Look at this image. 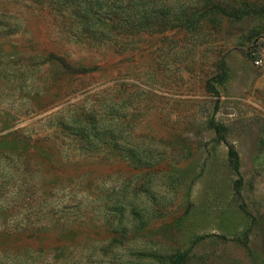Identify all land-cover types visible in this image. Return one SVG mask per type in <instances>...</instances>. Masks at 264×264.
I'll list each match as a JSON object with an SVG mask.
<instances>
[{
	"label": "rangeland",
	"instance_id": "1",
	"mask_svg": "<svg viewBox=\"0 0 264 264\" xmlns=\"http://www.w3.org/2000/svg\"><path fill=\"white\" fill-rule=\"evenodd\" d=\"M206 1L0 0V264L263 263L264 14Z\"/></svg>",
	"mask_w": 264,
	"mask_h": 264
},
{
	"label": "trees",
	"instance_id": "2",
	"mask_svg": "<svg viewBox=\"0 0 264 264\" xmlns=\"http://www.w3.org/2000/svg\"><path fill=\"white\" fill-rule=\"evenodd\" d=\"M206 6H210L209 10H207L205 13H197L196 10H194L193 13H189V14H183L182 16H179L177 20H175V22L178 23V26L180 27H186V28H195L200 20L202 18H206V22L208 25H210L213 29L216 28L217 25L220 24V21L222 18H229L231 20L234 21H238L241 20L245 15L247 14H256V15H263L264 14V10H262L263 8L260 7L259 5L255 4V3H249V2H233L231 0H216V1H209L208 0L205 2ZM128 24L126 22H123L122 26H119V28L121 27L122 29H125L127 26H129L131 30H133L132 28H136V29H140V28H151V29H155L152 28L153 24H152V20L149 21L141 18V19H133L131 14H128ZM126 27L124 28L123 26ZM120 28V29H121ZM46 61H56L58 62L61 67L63 68V70L65 71L66 75H70L72 73H79L80 70L73 68V66L69 63V61L63 56V55H47L45 57ZM225 65L223 62H219L218 64V69H219V73L216 74L215 78L217 80L218 83H223L225 80ZM64 75V76H66ZM207 87L208 89L211 90V92H213L214 94H217V91L215 90L214 86L211 85V82H207ZM208 127L214 131L215 133V139L218 142H224L225 139L222 135V132L224 131V127L216 124L215 121L213 119H210L208 121ZM228 159H229V163L231 165L232 171L234 172V174L236 175L237 179L234 181L233 183V190L235 192V194H239V190H240V186H241V179H240V172H239V167H240V162H239V157H238V153L236 152V150L232 147V146H228ZM248 235H249V230L244 231L243 236L241 238L238 239L239 243L241 244V246L243 248H245L249 254H252V250L249 247V243H248ZM203 238H198V240H202ZM190 256H189V252H185V253H180L178 255H176L172 261L171 264H186L187 260H189ZM264 259V258H263ZM264 264V260L263 263Z\"/></svg>",
	"mask_w": 264,
	"mask_h": 264
}]
</instances>
